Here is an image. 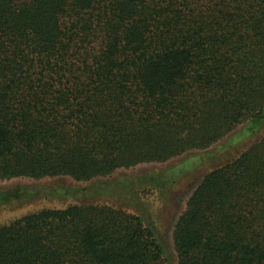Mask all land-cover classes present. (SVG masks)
<instances>
[{"label":"trees","instance_id":"obj_1","mask_svg":"<svg viewBox=\"0 0 264 264\" xmlns=\"http://www.w3.org/2000/svg\"><path fill=\"white\" fill-rule=\"evenodd\" d=\"M257 121L259 132L264 0H0V180L91 182L208 150ZM173 243L176 264H264V135L204 176ZM0 264L174 258L150 219L86 202L1 225Z\"/></svg>","mask_w":264,"mask_h":264},{"label":"rangeland","instance_id":"obj_2","mask_svg":"<svg viewBox=\"0 0 264 264\" xmlns=\"http://www.w3.org/2000/svg\"><path fill=\"white\" fill-rule=\"evenodd\" d=\"M261 122L240 125L208 150H191L166 162L120 168L111 175L98 177L91 182L76 181L68 176L0 180V195L17 187L24 189L23 196L4 197L0 200V226L46 208H65L75 203L107 202L131 213L143 215L147 220L156 223L176 264L173 232L187 207L188 199L209 171L227 164L264 135V128L258 132ZM155 174L167 175L161 186L146 181L147 177ZM119 179H127L130 183L129 189L123 186L109 194L97 195L91 188L95 182L115 183ZM81 187L86 189L84 194L77 193Z\"/></svg>","mask_w":264,"mask_h":264}]
</instances>
